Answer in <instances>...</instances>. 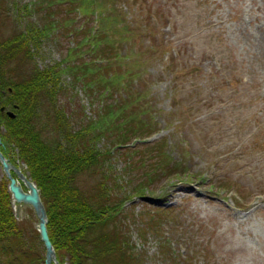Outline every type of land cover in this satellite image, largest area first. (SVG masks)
I'll return each instance as SVG.
<instances>
[{
  "label": "rangeland",
  "instance_id": "1",
  "mask_svg": "<svg viewBox=\"0 0 264 264\" xmlns=\"http://www.w3.org/2000/svg\"><path fill=\"white\" fill-rule=\"evenodd\" d=\"M35 1L3 0L0 11V42L23 34L38 36L30 43L35 57L23 63L26 70L62 61L76 41L64 30L74 23L89 25L84 13L74 19V7L63 3L51 20L60 17L64 26L54 27L47 13L58 8L44 3L36 11L40 2ZM27 3L31 13L24 7ZM111 7L134 26L149 21L142 8L155 12L152 33L141 39L138 33L134 44L122 43L119 65L127 72L124 81L130 90L117 88L112 98L102 87L88 93L65 74L57 103L76 131L110 100L121 103L135 93L139 112L148 110L157 132L111 151L105 163L103 159L80 173V184L89 190L104 178L114 199L126 200L116 224L129 236L139 264H264V0H115ZM43 104L40 114L47 109ZM12 108L6 107L14 112ZM0 113V129H5L7 115ZM48 126L45 136L55 145L61 135L53 124ZM159 140L165 141L169 160H176V167L180 162L185 171L150 180L145 194L138 195L134 186L147 178L154 159L162 157L151 149ZM98 144L106 147L107 139ZM13 152L12 158L4 155L29 174L18 149ZM6 177L0 163V184H7L9 191ZM10 204L17 221L14 233H20L10 242L17 250H29L34 264H45L35 210L23 204L16 216L13 198ZM56 254L70 264L65 255L61 261ZM2 260L6 257L0 252V264H7Z\"/></svg>",
  "mask_w": 264,
  "mask_h": 264
},
{
  "label": "trees",
  "instance_id": "2",
  "mask_svg": "<svg viewBox=\"0 0 264 264\" xmlns=\"http://www.w3.org/2000/svg\"><path fill=\"white\" fill-rule=\"evenodd\" d=\"M2 1L0 0V11L3 10ZM38 1L40 6L36 11H40L44 3L50 9L52 6L58 8L57 12L52 10L47 13L50 20L51 16L58 15L63 3H70L73 10H76L74 19L84 13L89 25H73V20L70 19L69 26L72 24L74 28H66L64 32L70 31L75 37L74 46L68 49L62 61L43 70L36 65L27 70L23 66V63H32L35 54L30 50V43L38 36L23 34L0 42V112L2 105L12 106L15 112L13 118L4 113L7 116L3 125L4 134H1L3 144L0 147L8 157L15 155L13 151L18 149L17 156L26 163L30 177L39 187L48 214L50 239L61 261L65 255L70 264H139L137 260L140 258L133 252L129 236L123 235L122 227L116 224V216L123 210L126 200L118 197L114 199L104 178L88 190L80 184L78 176L85 170L98 167L103 159L105 163L111 151L129 148L133 140L153 136L157 128L151 126V117V122L148 121V110L147 114L140 113L137 94L129 93L121 103L112 100L107 102L96 118H90L73 131L69 123L71 119L63 113L64 109L57 102L64 89L61 81L65 74L73 77L75 82L82 83L88 93L102 87L109 98L113 97L112 93L117 88L130 87L124 81L127 72H121L119 65V60H123L122 43L127 40L135 43L138 33L139 39L152 33L153 27H157L154 25L155 12L150 7L142 8V16L148 17L149 21L142 19V22L139 21L134 26L133 21L131 25L115 13L114 7H111L115 0ZM131 1L134 3L138 0ZM29 3L24 7L31 13ZM61 19L58 17L49 23L54 24V27L64 26ZM129 32L132 34L129 35ZM9 64L14 66L13 70H10ZM127 66L129 65L125 64L124 68ZM42 103H47V109L40 114L41 109L44 111ZM143 122L150 126L143 129ZM49 124H53L54 130L61 135V140L56 141L55 145H52L51 138L49 140L44 133ZM1 130L2 128L0 132ZM105 138L108 145L101 148L98 143ZM164 142L159 140L151 145V149L162 157L154 159V168L145 172L147 178L136 183V194H145L151 181L162 175H180L185 171L180 170V162L177 161L176 167V160H169L164 151ZM171 163L172 165H167ZM105 176L109 177L107 173ZM2 184L4 183L0 184V252L6 257L2 261L7 264H34L29 255L27 257L29 250H17V244L9 240L20 233H14L17 221L10 207L12 196L6 189L7 184ZM155 222L158 225L159 222ZM21 257H24V261H20ZM172 262L180 264L178 260Z\"/></svg>",
  "mask_w": 264,
  "mask_h": 264
},
{
  "label": "water",
  "instance_id": "3",
  "mask_svg": "<svg viewBox=\"0 0 264 264\" xmlns=\"http://www.w3.org/2000/svg\"><path fill=\"white\" fill-rule=\"evenodd\" d=\"M11 117H15V113L11 110L8 111ZM3 144L2 136L0 133V146ZM0 163L6 178L9 179V191L12 195L13 201L16 203V216H19L20 207L23 204L32 206L39 219L38 231L40 238L46 248L45 264H68L62 263L58 260L56 250L50 239L48 230V214L40 193V189L37 184L32 180L29 174L22 172L21 168L15 166L11 160L4 155L0 147ZM26 187V188H24Z\"/></svg>",
  "mask_w": 264,
  "mask_h": 264
},
{
  "label": "flooded vegetation",
  "instance_id": "4",
  "mask_svg": "<svg viewBox=\"0 0 264 264\" xmlns=\"http://www.w3.org/2000/svg\"><path fill=\"white\" fill-rule=\"evenodd\" d=\"M10 109H6V107L5 106H3L2 105V107H1V112H2V114L3 113H6L8 116H10L9 114H8V111H9ZM11 117V116H10ZM13 118V117H12ZM1 134H4V128L1 130V132H0ZM10 158H11V156H10Z\"/></svg>",
  "mask_w": 264,
  "mask_h": 264
}]
</instances>
